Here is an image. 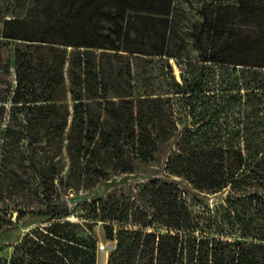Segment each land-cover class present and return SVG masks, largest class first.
<instances>
[{
    "label": "trees",
    "instance_id": "obj_1",
    "mask_svg": "<svg viewBox=\"0 0 264 264\" xmlns=\"http://www.w3.org/2000/svg\"><path fill=\"white\" fill-rule=\"evenodd\" d=\"M173 2L10 0L0 11V134L6 104L20 105L45 201L37 210L17 211L19 221L34 214L41 222L0 264H97L99 222L104 239L115 241L107 264H264L263 237L238 236L239 224L225 213L196 214L173 181L145 185L144 206L95 199L78 215L84 222L72 220L67 201L55 198L56 180L91 187L111 170L133 172L137 161H156L169 145L165 170L217 193L237 183L244 150L260 147L220 120L238 108L243 116L236 122L264 126V0L202 2L195 35L201 71L175 84L187 107L204 101L203 127L181 129L169 96L134 97L129 54L139 51L125 46L130 23L151 17L168 27ZM208 65L226 69L231 81L209 89ZM12 223L0 214V231Z\"/></svg>",
    "mask_w": 264,
    "mask_h": 264
},
{
    "label": "rangeland",
    "instance_id": "obj_2",
    "mask_svg": "<svg viewBox=\"0 0 264 264\" xmlns=\"http://www.w3.org/2000/svg\"><path fill=\"white\" fill-rule=\"evenodd\" d=\"M202 2L203 0H174L168 27L157 18L144 17L132 21L128 30L129 39L125 45L139 51L129 54L134 97H171L173 114L181 129L185 126L201 128L204 125V101H190L187 107L182 96L176 94L175 84L177 81L183 83L185 79L192 80L201 71L195 35L202 22V14L199 12ZM9 4L10 0H0V11L5 13ZM1 34L2 25L0 39L3 38ZM160 48L164 49L163 52L155 54ZM223 71L227 73L226 69L208 65L205 73L208 76L209 89L216 91L231 81L230 78H225L226 73ZM124 81H127L126 78ZM168 105L170 103L165 106ZM238 111V108L234 111L228 109L226 117L223 116L220 122L230 128L229 131L240 132L241 137H251L260 147L244 150L247 162L238 173L237 183L223 191H200L183 177L170 175L165 170L170 147L173 148L169 145L162 149L156 161H137L133 172L111 170L109 179L91 187H66L56 180L55 198L67 201L69 210L74 212L70 217L72 220L84 222L86 220L79 216L87 211V203L95 199L102 198L118 204L119 207L128 203L135 207L144 206L145 203L140 199V190L145 185L154 179L173 181L180 186L196 214L206 217L210 214L217 216L218 211L225 213L239 224L235 226L238 236L248 233V237L264 238V126L254 128L251 125L246 126L244 120L236 122V117L242 119L243 116V111ZM41 144L43 142L38 145ZM27 147L25 115L20 105L8 102L0 134V214L11 219L13 223L5 224L0 231V257L4 259L11 256L13 246L22 236L41 222V217L34 214L19 221L17 211H34L45 204L42 178L29 161ZM63 157L62 175L66 176L69 160L65 153ZM230 227V224L226 226L227 229ZM95 232L99 239L97 264H107L109 255L115 248V241L104 239L102 222L95 227Z\"/></svg>",
    "mask_w": 264,
    "mask_h": 264
}]
</instances>
